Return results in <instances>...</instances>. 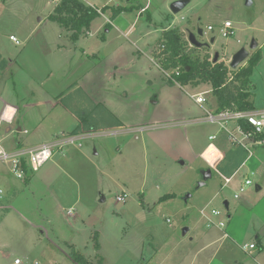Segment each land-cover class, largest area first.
I'll list each match as a JSON object with an SVG mask.
<instances>
[{
	"label": "rangeland",
	"instance_id": "1",
	"mask_svg": "<svg viewBox=\"0 0 264 264\" xmlns=\"http://www.w3.org/2000/svg\"><path fill=\"white\" fill-rule=\"evenodd\" d=\"M174 1L94 0L101 9L105 6L119 5L126 8L119 13L115 23L124 33L132 26L127 35L115 27H107L109 22L105 27L107 19L113 12H108L111 9L106 11L109 13L107 17L104 15L91 22V36L87 39L81 36L78 40H72L71 36L66 38V29L53 21L42 24L37 35L40 37L41 32L51 30L50 36L53 37L56 32L62 31L63 43L77 44L78 41V52L86 50L91 54L92 62L97 61L96 68L105 66L103 60L106 56L115 63L123 57L122 67L129 71L117 72V82L112 81L113 74H109L112 79L101 82L104 94L108 97L106 102L108 106L129 122L142 125L141 123L146 124V120L151 121L154 117L164 118L174 112L181 113L182 109L186 115L188 111L198 116L201 114L200 107L190 96L196 89L188 85L182 87L178 84L171 85L170 75L175 70L162 71L149 57V50L152 48V55L156 60L154 53L159 51V36L163 33L161 28L168 25L180 28L190 48L196 47L188 38L194 33L205 46L197 50L200 56L205 57L209 54L213 61L215 52L218 51L220 54L218 61H224L232 72L246 66L250 56L264 41V7H261L264 6V0H255L254 4H249L248 0H191L190 5L187 4L178 13L171 10V3ZM3 2L5 0L0 1ZM29 2L27 9L18 12L1 11L0 7V44L4 50L7 48L9 52L14 53L24 46H15L9 38L14 30L19 29L17 26L25 17L24 11L29 14L32 10L29 15L32 28L38 23V17L44 16L51 8L49 0ZM149 14L151 19L148 18ZM255 19L258 20L257 27L262 29L255 32L256 40L259 41L257 46L251 42L252 39L242 40L241 32H237L238 35L233 37H224L217 30L204 35L198 33L199 29L206 31L208 25L217 26L215 27L217 29L226 20H232L237 28H240L241 24L252 26ZM29 30L23 33L20 30L17 34L24 38ZM251 33L248 32L247 39L253 36ZM212 34L216 37L215 41L210 39ZM239 38L242 42L238 41ZM34 39L27 46L37 52L42 51L37 50L42 41ZM262 46L264 47V43ZM242 47L248 50L249 57L238 67L232 68L231 59ZM134 52L142 55L139 65L131 61L130 55ZM133 64L136 66L133 67ZM70 67H74L71 68L72 80L73 76L80 72V66L75 68L73 61H68L62 70L52 76V80L61 83L58 78ZM105 72L107 73V70ZM81 74L82 72L79 73ZM251 81L255 108L264 109V58L254 69ZM95 85L97 83H90L88 86L93 89ZM126 90L129 95L126 94ZM68 98H73V95ZM156 100L157 103H154ZM202 124L181 129L188 134L193 143L201 145L197 151L192 149L196 153L192 152V155L185 153L184 157L172 152L176 145L165 137L168 134L162 132L137 140L135 134L119 133L113 136L108 135L110 130L95 129L94 132L92 130L91 137L94 139L83 140V149L88 146L92 153L96 150L99 153L88 159L81 155L79 145L66 146L76 154L79 163L64 171L57 166L53 168L48 161L40 168L41 170L35 171L36 176L52 173V179L48 181L43 179V182H48V187L44 190L43 184H35L36 187L29 186L15 195L12 210L7 212L0 225V237L8 246L5 248L0 245V264H14L16 256L30 258L31 264H76L70 256L69 246L63 243L65 241L72 243V240L78 241L82 253L92 255L94 258L98 250L94 248V243L89 241L92 230L102 232L101 254L109 259L110 264H143L139 259L140 249L135 247L137 241L139 245L143 240L145 249H148L150 242H155L164 244L163 250H167L172 247V243L181 238L184 228L191 227L192 232L195 231L194 227L201 216L200 210L208 202L210 209L214 206L220 208L221 218H227L229 211L233 213L237 209L234 215L237 218V232L231 238L225 237L228 242L226 245L231 243L228 249H235L239 257H246L243 261L245 264H262L264 251L257 249L244 251L243 244L255 240L253 234L264 223V149L254 151V157L247 166L236 172L229 185L224 186L223 177L214 170L206 184L200 186L203 178L201 169L210 167L200 157V150L210 141L219 143L218 140L208 138L213 125ZM215 144L209 145L202 153V157L213 166L223 156ZM229 163L231 164L230 159L225 158L221 165L226 166ZM84 167L87 168V172L84 171ZM71 173L76 181L72 180ZM247 177L252 180V184L246 185L241 198H235L234 194L239 191ZM98 184H101L99 189ZM258 186L261 188L258 189ZM123 190L127 191L129 197L120 202L117 196ZM103 197L105 200L101 201ZM225 200L230 202L229 208H226ZM59 204L64 208L58 207ZM72 204L73 216L67 212V207ZM40 224L42 227L37 226ZM73 231L76 233L71 236ZM252 255H258L257 261Z\"/></svg>",
	"mask_w": 264,
	"mask_h": 264
},
{
	"label": "crops",
	"instance_id": "2",
	"mask_svg": "<svg viewBox=\"0 0 264 264\" xmlns=\"http://www.w3.org/2000/svg\"><path fill=\"white\" fill-rule=\"evenodd\" d=\"M29 1L30 0H5V2L0 3L1 11L14 10L18 12L19 10L20 11L25 10L27 9L30 3ZM82 1L88 5L97 6L99 9H101V7L98 6L96 2H94V0H82ZM59 2L60 0H49V6L51 8L44 16L38 17L39 18L38 23L32 28H30V23H29V19H30L29 15L32 13V10L29 12V14H27L25 11L23 12L24 13L23 16L25 17H23L21 19V22L18 23L20 25H18L17 28H19L22 33L30 29L28 34L23 38L22 35L17 34V31L20 32V30L18 29V30H14L9 35V38L12 35L16 36L20 41V44L15 43L11 39L10 40L13 42L15 46L24 45L22 47L23 49L20 48L18 51L13 53V52H9L7 48L6 50H4L3 46H1L0 44L1 148H3L8 152H16V151L23 152L28 149L39 147L44 143L51 142L54 140L55 137L59 135H64V134L75 135L81 139L80 140L81 142L79 141L78 142L81 143L80 151H82L81 155L83 156V158L84 159L85 158L88 159V157L93 158L99 152H97L96 150L94 151V153H92L90 151V147L88 146H86L83 149L82 141L85 139L88 140L89 138L94 139L93 137H91L92 136L91 131L93 130L94 132L95 128L89 130L83 129L79 132H74V130L80 124V119L75 113V110L81 109L82 111L83 110L89 111L93 114V117L95 116L94 118L100 119L101 117L106 115L107 111L105 112L104 109L102 108L104 107L112 114H114L121 121L122 125L116 126L112 123L106 122L105 124L103 123L99 124V127L96 130H103V129L110 130V133H108V135H113V136L119 133L135 134V138L137 140H139L140 137L143 138L144 136L147 135L154 136V134L158 135L160 134V132H162L168 134L165 137L168 138L169 141H171V143L173 142L175 143L174 145H176V148L173 147L172 152L179 157H184L185 153L186 154L189 153L190 155H192V152L194 154L196 153L195 151L201 148V145L193 143L192 139L188 137V134L182 132L181 130L182 128L190 127L193 125H203L202 123H209L210 125H213V129L208 134V138L210 139L211 136L215 135L216 138L213 140H218L219 143L215 144L214 142L210 141L208 144H206L204 148L200 150L199 155L202 158V160H204L212 168L211 164L208 163V161H206L202 157V153L210 143L215 144L223 153V156L219 158L218 161L216 162V165H214L218 169L220 163L225 157V152L227 151V149H229L231 146H237V145H232L229 142L227 132L222 129V126L220 124L215 122H209L205 118L206 111L219 110L217 97L214 95L211 85L208 83H200L196 86L192 84H188V86L196 89L195 91L191 92L190 94L191 98H193L192 97L193 94L210 91L206 95V97L208 98V101L206 103H202V104L197 103L193 98L195 103L198 104L200 107L201 114L198 116H194L188 111L186 115L182 109L181 113L174 112L170 116L167 117L165 116L164 118L154 117L151 121L146 120L148 121V122L145 121L146 124L141 123L142 125L136 122H129V120L122 118V116H120L119 113L113 111V109L108 106V104L106 103L108 97L107 95L104 94V88L102 86V82H103L102 80L106 79L108 81L112 79L111 77L112 74H113L112 81L113 80L116 81L117 72L121 73L122 71H129V69L122 67V65L124 64L122 61L123 57H121L120 60L117 63H115L110 61L109 56L108 57L106 56L105 60H103L105 61L104 63L105 69L104 67H99V66H97L96 68L95 66L97 61L94 63L92 62L93 58L92 59L90 58L91 54H89L86 50H82L81 53L78 52L79 50L78 41L77 44H74L73 42L72 44L68 42L67 44L63 43L64 41H62V36H63L62 31L56 32L53 35V37L50 36L51 30L46 33H44L43 31L40 33L41 36L38 37L37 35L38 30L41 29L42 24L46 22H48L49 24L50 21H53L50 19V15L53 13L55 7ZM248 3L254 4L255 0H248ZM110 11L112 10H109L108 12ZM107 13L106 12L102 13L100 17H103L104 15L107 17ZM111 15L112 12L110 16ZM258 18L259 16H257V19ZM117 19L118 17L113 19L110 17L109 19H107L105 23V27L106 24L109 22L108 23L109 25L107 27L109 26L115 27L116 29L120 30L124 35H127L131 30L132 26L124 33L121 29H119V26L115 23ZM197 19H199V17ZM257 19L253 21V23L251 24L252 26L250 25L243 26L241 24L240 28H238V32L242 33L241 34L242 40L251 41L252 39L251 42L254 43V45L256 46L259 43V41L256 40L257 36L255 35V32L257 31L260 32L262 30L261 28L257 27L256 24L258 22ZM53 22L57 23L56 21ZM173 27L176 26L168 25L166 27H163L161 28L162 29L161 33L166 28H173ZM248 32H252L251 34L253 35L250 36V39L246 38ZM65 33H66L65 36L66 38L70 37L71 32L65 30ZM212 35L215 36L214 34ZM90 36H91V29H89V33L87 35H81V37L85 39L89 38ZM161 36L162 35L160 34L159 37ZM51 38L53 39L48 42V40H50ZM208 38H210V36ZM32 39H34V41L37 39H40L42 41L41 43L42 45L37 46V50H42V51L37 52L27 46V44ZM215 39L216 37L212 38V41H215ZM242 40L241 38L238 39V41L241 42ZM263 43L264 41L261 44H259V49L261 50L262 53L261 61L264 58V52H263L264 47L262 46ZM149 52L148 55L151 61L155 65H157L162 71H165L160 67L158 62L154 59L152 55L153 52L152 48L149 50ZM61 53H63L65 57L58 56ZM86 56H88L89 59ZM133 56H135L137 59ZM141 57L142 55H140L139 52L138 54L134 52L133 55H130V58H132L131 61L135 62L136 65H139ZM68 61H73L75 68H77V66H80V70H79L80 72L75 74L71 80V72H72L71 68L74 67H70L66 70L65 74H62L61 77L58 78L59 80H61V83L58 82L57 80L56 82H54L52 80V76H54V74L62 70L64 66L68 64ZM136 65L133 64L132 66L134 67ZM106 70L107 73L105 72ZM81 72L82 74L79 75V73ZM109 74L111 75L109 76ZM231 76L232 75H230V77ZM149 81L152 80L149 79ZM90 83H97V85H95V87L92 89L88 86ZM176 84L182 87V85L178 82H175V84L173 85ZM88 90L91 92L89 93ZM76 93H80L81 95L75 96ZM71 94L73 95V98H68V96H70ZM126 94L129 95L128 90H126ZM154 103H157V100ZM67 118L70 119L66 121ZM227 127L231 128L233 127V124L230 123L227 125ZM168 131H171L173 133L169 134L167 133ZM65 148L66 146L60 150H57L53 158L50 160L51 164L53 165V168L57 166L58 169L60 168L61 170L68 171L69 168H73L75 164L79 163V159L76 156V154L72 152V149H68V148L65 149ZM260 148L264 149V147L255 146L249 153V156L245 160V162L232 175L222 173L219 169L218 171L225 176L232 177L231 179L232 182L236 172L241 170L242 167L247 166L250 160L254 157V151ZM74 149L79 150V148H74ZM192 149H196V150L194 151ZM182 163L184 164L185 160H183ZM202 166H200V168ZM84 171L86 172L88 171L86 167H84ZM36 173L35 171L27 172L26 177L24 179H19L14 175L11 165L3 160H0V189H1L0 225L2 224L4 217L12 210V206L14 202L13 199H15V195H17L18 193L20 194L22 190L28 188L29 186L36 187L35 184L38 185L43 184L42 189L44 190L46 187H48V182H43V179H45L46 181L52 179L51 177L52 173L51 174L46 173V175L42 173L39 174L38 176H36ZM71 178L72 180L76 181V178L73 176L72 173H71ZM247 178L250 179L249 177ZM244 184H241V186H243ZM100 185L101 184L97 185V189L100 188ZM257 188L260 189L261 186H258ZM122 192L127 193V191L125 190H123ZM243 196L242 199L244 198ZM128 197L129 195L127 196V198ZM188 197L186 198V200L188 199ZM239 198H241V194ZM104 200L105 197L101 199V201ZM228 203L230 206L229 201ZM73 206L74 204L67 207L68 208L67 212L71 216H73L74 214ZM209 206L210 205L208 202L206 206H203L201 208L200 210L201 216L198 217L197 224L194 227L195 231L192 232V228L189 227L188 231L186 233L182 232L181 238L177 240L175 243H172V247H169L167 250H163L164 244H158L155 242H150L148 245V249H145L144 241L141 240L139 245L137 241V246L135 247H139L140 249L139 259L143 261V264H245V262L243 261L245 260L246 257L244 256L239 257L235 249L232 250L228 249V246L232 244L229 243V245H226L228 242H226L227 239H225V237L227 238L233 237L234 234L237 232V218L236 216H234L236 215L237 209H235L233 213L229 211L227 218L226 217L221 218L222 213L220 215H213L211 213L212 209L220 210V208L214 206L210 209ZM58 207L64 208L61 204H59ZM202 210H204V214H202ZM209 219L212 220L211 225H209L210 224ZM220 222H224V225L223 226L220 225ZM37 226L42 227L41 224ZM94 231L99 232V241H100V237H102L103 234L102 232L100 233L99 230L91 231L89 236V241L90 240L92 241V236ZM75 233L76 231H73V234L71 236H74ZM253 235L255 236V240L253 241H255L256 247L254 249H249L248 247H246L245 246L246 244H250L253 242L250 241L243 244L244 251H253L256 249L259 251H264V223L262 227L259 228ZM63 243L69 247L72 245L76 249H79L80 246L78 241L76 240H72V243H70V241H65ZM100 244H101V248L100 250H98L99 252L97 251L95 256L97 254H100L104 258L105 264H110L109 259L102 255L103 254V252L101 251L102 243L100 242ZM0 245H3L5 248L8 247L6 243L1 239V237H0ZM66 255H68V253H66ZM95 256L94 258H92V255H89L87 257L92 258L94 261H96ZM257 256L258 255L256 256L252 255V257L256 261L258 258ZM16 258H20L22 260V264H31L30 258H24V257L22 258L21 256H16L14 258V264H16L15 263ZM36 264H40V263H36ZM262 264H264V261L262 262Z\"/></svg>",
	"mask_w": 264,
	"mask_h": 264
},
{
	"label": "trees",
	"instance_id": "3",
	"mask_svg": "<svg viewBox=\"0 0 264 264\" xmlns=\"http://www.w3.org/2000/svg\"><path fill=\"white\" fill-rule=\"evenodd\" d=\"M111 9V18H115L126 9L123 6L109 7L105 6L99 9L97 6L88 5L82 0H60L55 7L50 19L59 23L67 31L71 32L72 40H78L81 35L89 33L90 24L101 16L102 13ZM98 10H101L99 12ZM151 19V15H148ZM109 24H107L108 26ZM159 51L154 56L163 70H176L179 68L180 73L172 76L175 81L182 86L200 83L211 85L214 95L217 97L219 109L232 107L234 103L239 109H254L253 93L251 92V77L254 69L262 59L261 50L258 49L248 59L247 65L231 72L230 67L224 61H212L210 55L201 57L198 49L204 45L188 47V40L184 39L182 30L178 27L166 28L163 30L159 39ZM232 75V79L230 78ZM170 84H175L170 79ZM102 106V105H101ZM100 106V107H101ZM106 115L100 119L94 118L89 111L75 110L80 119V124L74 130L79 132L83 129H97L99 124L106 122L116 126L122 125L121 121L106 108L102 107ZM97 117V116H96ZM242 125L247 127L245 121ZM249 152L242 146H231L225 152V158L230 159L231 164L226 166L219 165V170L225 174H233L248 158ZM30 172L25 167V173ZM214 172V171H213ZM92 241L96 250H100L99 232L94 231ZM70 256L77 264H105L104 258L96 255V261L87 257L74 246H70Z\"/></svg>",
	"mask_w": 264,
	"mask_h": 264
},
{
	"label": "built area",
	"instance_id": "4",
	"mask_svg": "<svg viewBox=\"0 0 264 264\" xmlns=\"http://www.w3.org/2000/svg\"><path fill=\"white\" fill-rule=\"evenodd\" d=\"M101 12L100 10H98ZM219 31L224 37H233L237 35L238 28L234 25L231 20H226L219 26V28H215L213 25H208L207 30L203 29V35L208 34L209 32L214 33V31ZM215 36L212 35V38ZM211 38V39H212ZM15 43L20 44L18 38L14 35L10 37ZM174 73L179 75L180 70L177 68ZM232 79V76L230 77ZM170 79L175 81L172 74L170 75ZM210 91H205L202 93L193 94L192 97L195 99L197 103H206L208 98L206 95ZM205 118L209 122H215L222 126V129L227 132L228 140L232 145L242 146L246 150L251 152V150L256 147H264V109H239L234 103L232 107H226L223 109H219L218 111L208 110L205 112ZM242 121H245L247 127L242 125ZM232 123L233 127H227L228 124ZM216 136H211L210 139H215ZM80 138L75 135H59L54 138L53 141L44 143L39 147H35L32 149H28L26 151H16V152H8L1 148L0 143V160L5 161L10 164L12 167L13 173L18 177L24 179L26 177L25 167L30 171H37L41 166H43L46 162L50 161L55 152L57 150L62 149L63 147L71 144L78 143L76 145L81 146V143L78 141ZM210 143L209 145H212ZM208 145V146H209ZM212 166V169L219 172L216 166ZM224 179V186H227L232 177L225 176L221 172H219ZM252 184L251 179H246L245 184L240 187L239 191L234 194L235 198H239L240 194L246 190V185ZM1 192V189H0ZM127 193L122 192L117 196V200L120 202H124L127 198ZM211 213L213 215H220L221 211L218 209H212ZM202 214H204V210H202ZM209 225L212 224V220L209 219ZM220 225H224V222H220ZM246 247L249 249H254L256 247V243L252 242L250 244H246ZM16 264H22V260L20 258L15 259Z\"/></svg>",
	"mask_w": 264,
	"mask_h": 264
},
{
	"label": "water",
	"instance_id": "5",
	"mask_svg": "<svg viewBox=\"0 0 264 264\" xmlns=\"http://www.w3.org/2000/svg\"><path fill=\"white\" fill-rule=\"evenodd\" d=\"M190 0H175L174 2L171 3V10L174 13H178L180 12L188 3ZM198 33L201 35L203 33L202 29L198 30ZM189 41L192 45L195 46H201L203 45V43L201 41H199L196 37V35L194 33H191L189 35ZM249 57V52L245 47L240 48L232 57L231 59V67L232 68H236L239 65L242 64V62H244L246 59H248ZM220 58V54L218 51L215 52L214 55V62L218 61ZM202 176H203V180L199 183L200 186L204 185L206 183V181L212 177L213 175V169L211 167L208 168H204L201 170ZM225 206L226 208H229V203L228 201H225ZM188 231V227L184 228L183 232L186 233Z\"/></svg>",
	"mask_w": 264,
	"mask_h": 264
}]
</instances>
